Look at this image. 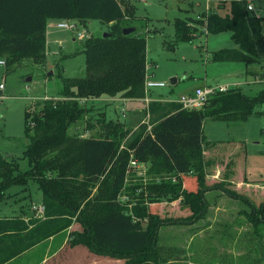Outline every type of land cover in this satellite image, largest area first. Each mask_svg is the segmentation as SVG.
Returning <instances> with one entry per match:
<instances>
[{
	"label": "trees",
	"instance_id": "1",
	"mask_svg": "<svg viewBox=\"0 0 264 264\" xmlns=\"http://www.w3.org/2000/svg\"><path fill=\"white\" fill-rule=\"evenodd\" d=\"M128 3L0 0V58H5L8 66L26 58L35 62L46 58L47 33L53 19L77 20L85 26L92 19L112 24L106 36L92 34L85 40L87 76L76 78L72 84L63 80L64 86L60 87L63 98L44 100L31 118L29 109L26 111L25 132L32 141L24 157L31 169L14 172L18 171V161L9 162L0 153V165L10 168L0 174V191L34 179L43 191L45 206L42 218H0V264L64 232L73 219L83 226L73 233V245L84 244L99 255L124 258L125 264H159V230L166 218L152 212L148 203L181 199V204L191 210L185 219L194 222L205 215L206 193L213 188H224L227 194L248 201L253 207L249 214L251 221L256 225L264 223V200L255 205L246 194L227 189L223 181L208 184L207 168L213 162L206 159L205 152L220 140H207L204 134L207 118L239 123L262 113L258 108L264 106V88L246 93L242 86L236 85L216 91L199 109L183 108L177 100L151 101L148 114L153 119L142 122L132 139L118 122L111 125L109 136L92 133L82 137L69 133L71 126L87 117L83 98L119 93L128 98L146 96L148 35L142 29L149 18L138 16L136 5ZM202 16L194 22L177 17L171 47L199 38L205 31L211 35L230 31L236 47L215 51L213 60L243 61L248 66L264 64V15L257 9L249 10L246 0H223ZM126 27L136 30L125 34ZM247 73L256 74L252 70ZM257 76L264 77L259 73L253 77ZM214 85L219 84L211 86ZM132 161L149 165L150 180L146 186L149 201L138 202L129 210L120 195L133 173ZM136 186L131 182L128 188L134 191Z\"/></svg>",
	"mask_w": 264,
	"mask_h": 264
},
{
	"label": "rangeland",
	"instance_id": "2",
	"mask_svg": "<svg viewBox=\"0 0 264 264\" xmlns=\"http://www.w3.org/2000/svg\"><path fill=\"white\" fill-rule=\"evenodd\" d=\"M126 1L129 2V5H136L138 16L149 18L145 20L146 26L142 29V33L146 32L148 35V62L153 65L151 71L156 73L158 79L167 81L168 84L166 87L153 88L151 91L153 97L172 95L179 98L193 92L205 81L210 84L232 83L243 77L244 81L251 80V83L242 85V89L246 93L264 88V82H254L255 77L253 76L256 74L247 73L248 70H252L264 76V72L258 65L248 66L243 61L213 60L212 55L215 51L236 47L230 31L212 35L207 31H202L199 38L181 42L175 48L170 45L175 35L177 17H186L194 22L202 19L204 12H211L220 6L223 0ZM254 4L257 11L264 15V0H254ZM225 8L228 9L227 4ZM59 21L61 20L53 19L50 23L56 24ZM75 21L78 23V28L74 30L60 29L50 25L49 38L51 39L47 47L46 58L43 61L35 62L32 58H26L12 66L0 65V85H5L4 89L0 88V153L9 162H13V159L18 161V171L14 172L22 173L31 169L28 158L24 157L25 150L32 141L25 132L26 111L29 109L31 118L32 114L41 109L44 100H48L45 97L63 98L60 92V87L64 86L63 80L72 84L76 78L87 76V58L83 50L85 40L92 34H105L112 25L100 19L89 20L86 26ZM133 23L138 24L136 21ZM78 32L85 33L80 36ZM29 77L31 80H27ZM172 77L178 78L176 84H172ZM116 96L118 98L104 95L103 98L82 100V104L88 110L87 117L79 121L77 126H71L69 133L71 135L79 134L82 137L92 133L109 136L110 129L112 132L111 125L113 122H118L128 130L129 139L134 138L140 131V124L151 122L153 119L148 114L146 101L143 103L137 100L138 98L126 100L128 97L123 93ZM111 102L112 104H110ZM114 102L118 103L114 104ZM134 106L142 107V111L138 110L139 107L135 111ZM106 110L109 112V121ZM258 110H263V112L254 114L248 120L239 123H229L212 118H207L204 123V134L207 140H220L214 148L207 147L205 155L206 159L218 161L221 165H211L207 168L208 171L212 173L213 170H221L222 166L225 167L221 170L223 176L224 173L227 176V180L223 181L225 187L242 195L246 194L255 205H259L264 200V183L254 185L246 182L245 185H241L232 183L230 180L238 179L237 175H242L240 171L244 172V166L249 180L264 179V106L259 107ZM241 142L246 144V158L243 146L238 145ZM148 167V164H141L131 169L133 173H130L125 189L120 195L121 202L129 210L138 202L147 204L149 201V192L146 187L150 180L147 173ZM9 169L8 166L0 165V174L9 171ZM26 182L28 183L10 185L4 192L0 191V216L28 215V217L42 218L43 215L35 208V205L43 204V191L36 180L27 179ZM131 182L137 184L134 191L128 188ZM216 183L218 182L213 184ZM221 189L225 191L224 188ZM225 193L227 194L226 191ZM220 194L222 195V193ZM233 197L236 196L225 195L227 202L224 205L227 210L225 218H222L223 221L219 220L220 218H214L216 209L210 207L215 198H209L212 202L210 205L208 204L205 215L194 222L185 219L191 214V210L184 207L179 199L175 201L165 199L159 203H148L152 212L166 218L159 230L158 263L264 264V223L254 224V221H251L252 217L249 216L253 207L249 204L247 207V202L243 198L236 197V200H233ZM142 198L144 201H139ZM209 210L215 220L224 222L219 229L212 230L213 233L217 230L218 236L216 238L209 236L210 231L206 229L208 226H202V230L205 229L206 238L201 241L197 238L190 240V235L198 231V227L189 229L186 225L198 221L204 225L208 224ZM147 223L144 222V224ZM82 229V224L73 219L69 228L60 235L62 237L69 236L67 245L86 246L84 244L73 245L72 243L73 233ZM86 247L93 252L88 246ZM53 249L54 246L50 249L51 255L55 253ZM67 254H69V246L60 250L58 255L53 257V263L67 264L65 263L68 259ZM111 258L123 259L125 260L124 264L126 263L124 258ZM12 264H30V257L18 259Z\"/></svg>",
	"mask_w": 264,
	"mask_h": 264
},
{
	"label": "crops",
	"instance_id": "3",
	"mask_svg": "<svg viewBox=\"0 0 264 264\" xmlns=\"http://www.w3.org/2000/svg\"><path fill=\"white\" fill-rule=\"evenodd\" d=\"M50 25L52 26V25H55V24L49 23V27H50ZM49 35H50V29L48 28V33H47L48 44H49V41L51 39V38H49ZM255 64L258 65L260 67V70H262L264 72V67H263L264 64H262V63H255ZM152 66L153 65L148 62V77H151L154 80L161 81V80L158 79V76L156 75V73L154 71H151ZM172 78H176V83L178 82V78L177 77H172ZM243 79H244V77L241 80L234 81V82H232L230 84H236V85L242 86L243 84L251 83V80L244 81ZM215 84H224V83H215ZM201 85H212V84H210V83L205 81ZM152 90L153 89L150 90V98L152 99V101L160 100L162 102L163 101L166 102L167 99H170V98L173 99V100H177V99L180 98V97L179 98H175L172 95H170L169 97H167V96H159V97L155 98V97H153L151 95V91ZM189 93H192V92H189ZM189 93H187V94H189ZM101 98H103V97H101ZM113 98H118V97L114 96ZM129 99L130 98H127L126 100H129ZM137 100H140L141 102L145 103V98H138ZM115 103H118V102H114V104ZM110 104H112V102ZM145 104H146V107L148 109V105L149 104L147 102ZM116 105H118V104H116ZM138 107L139 106H136V107L134 106V108H135L134 110L136 111ZM141 108L142 107H139L138 110L142 111ZM143 110H144V108H143ZM106 116L108 117L107 119L109 121L110 118H109V112L108 111H107V115ZM241 141H243V140H241ZM238 145H242L243 146V148L245 150V158H246V154H247L246 144L245 143H240ZM245 158H244V160H245ZM212 162H213V165H217V166L221 165L220 162H218V161H212ZM223 168L225 169V167L222 166L221 170ZM221 170H219V169L218 170H213L212 173H210V171H208V181H210L209 184H213L215 182L227 180V176L225 175V173H224V176H223V174L221 173ZM240 173H242V175L238 174L237 175L238 179L235 180V178H233L230 181L232 183L241 184V185H245L246 182L247 183L249 182V183L255 185V184L259 183L260 181L264 180V179L249 180L248 177H247V170H246L245 166H244V172L242 170V171H240ZM220 193H222V195ZM242 193H244V192H242ZM225 195H227V194L221 188H213V189H210L209 191H207V193H206V198H207V201H208L209 205H210V202H212V200L210 201L209 198H215V200L212 202V205L210 207H212V208L215 207V209H216L215 211L216 212H214V213H216V215H215L214 218H216V217L220 218L219 220H222V218H225V216H226L225 211L227 210V208H226V206L224 204L227 201L225 199ZM259 195H260V193L258 194V196ZM216 196L218 198L217 200H216ZM232 199L236 200V197L235 198L233 197ZM179 200H180L179 202H181V199H179ZM246 202H247V207H248V204H249V206H251V204L248 201H246ZM242 211H244V210H242ZM8 217H10V215L0 216V218H8ZM20 217L24 218L26 220H28L30 218H33L31 216L28 217V215H23V216H20ZM214 218L212 217V212L209 210V218H208L209 222H207L208 224L204 225V224H202L201 221H198V222H195L194 224L192 223V224L186 225V226L189 227V229H191V228L195 229V228L198 227V231L193 232V234L190 235V240H194V239L197 238L198 240L200 239L199 241H201L204 238H206L205 233H204L205 229L202 230V226H208L206 229H209V231H210L209 236H211L213 238H216V236H218L217 230H216L215 233H213L212 230L215 229V228L219 229L224 224V222H222L223 220L222 221H218V220H215ZM68 240H69V236L68 235L62 237L60 235V233H59L56 236H52V237H50V238H48V239H46V240L34 245L33 247H31L28 250H26L23 253H21L19 256L13 258L12 260H10V261H8V262H6L4 264H12L13 262L17 261L18 259L25 258L27 256L30 257V264H55V263H53V257L58 255L60 250H62L63 248H66L68 246H69V254H67L68 255V259L65 261V263H67V264H124L125 260H123V259H114V258L106 257V256H103V255H97V254L91 252L86 246L77 245V246L73 247V246L67 245ZM52 246H54L53 252H55V253H52V255H51L50 254V251H51L50 249H51Z\"/></svg>",
	"mask_w": 264,
	"mask_h": 264
},
{
	"label": "built area",
	"instance_id": "4",
	"mask_svg": "<svg viewBox=\"0 0 264 264\" xmlns=\"http://www.w3.org/2000/svg\"><path fill=\"white\" fill-rule=\"evenodd\" d=\"M210 1V0H208ZM247 7L249 10H256L254 0H246ZM258 14V13H257ZM52 27H57L60 29H69V30H74L78 28V23L75 20H61L55 25H52ZM80 36H83L85 32H78ZM0 65L1 66H6L7 62L5 58H0ZM254 82H264V79L257 76L254 80ZM167 82L165 81H158L154 80L151 77L147 76L146 79V85H145V91H146V96L145 101L149 104L152 99L150 98V90L155 88V87H165L167 86ZM236 86V84H230V83H224V84H219V85H203L197 87L192 93L185 94L181 96L177 101L181 102L183 104V108L187 109H199L202 108L208 101L209 99L215 94L216 91H226L230 89L231 87ZM1 89L5 88L4 84L0 85ZM45 99H52V97H45ZM57 99V98H56ZM87 100L88 98H83L82 100ZM173 99H167V101H172ZM133 167H138L141 165V163H138L136 161H132ZM157 180H161L160 178H157ZM35 208L44 216L45 213V206L44 204L41 205H35ZM41 216V217H43Z\"/></svg>",
	"mask_w": 264,
	"mask_h": 264
},
{
	"label": "water",
	"instance_id": "5",
	"mask_svg": "<svg viewBox=\"0 0 264 264\" xmlns=\"http://www.w3.org/2000/svg\"><path fill=\"white\" fill-rule=\"evenodd\" d=\"M136 30V27H126L124 28V33L125 34H129V33H132ZM107 35V33H105V36ZM27 80H31V77H29ZM171 82L172 84H175L176 83V78H172L171 79Z\"/></svg>",
	"mask_w": 264,
	"mask_h": 264
}]
</instances>
